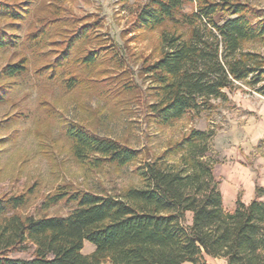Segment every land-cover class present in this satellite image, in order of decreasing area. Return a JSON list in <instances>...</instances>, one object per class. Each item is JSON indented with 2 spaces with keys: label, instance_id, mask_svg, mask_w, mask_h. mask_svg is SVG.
Returning a JSON list of instances; mask_svg holds the SVG:
<instances>
[{
  "label": "trees",
  "instance_id": "1",
  "mask_svg": "<svg viewBox=\"0 0 264 264\" xmlns=\"http://www.w3.org/2000/svg\"><path fill=\"white\" fill-rule=\"evenodd\" d=\"M19 1L0 0V20L14 30L35 5V0ZM186 4L193 6L187 13ZM44 7L23 40L17 34L0 33V52L16 47L15 40H22L36 58L44 46H62L55 62L35 71L37 75L50 71L48 79H53L75 47L87 48L106 39L96 34L102 27L98 22L68 21L57 2ZM165 23L187 31H162L158 57L145 60L141 67L152 85L154 102L147 110L157 126H171L188 112L209 110L211 100L227 101L226 91L240 85L264 97V58L245 47L264 39V12L237 0H149L136 13L132 31L151 32ZM75 24L77 29L69 35V25ZM100 57L98 49H89L78 61L87 69ZM25 59L4 66L0 79L23 75ZM62 82L67 90L79 84L74 77ZM6 95L0 87V104ZM65 135L80 163L96 167L138 163L135 172L141 185L116 196L58 189L43 207L62 200L75 204L66 216H21L15 211L27 204L24 195L1 199L0 264H202L203 256L222 258L226 264H264L263 194L256 192L247 204L237 199L232 210L224 208L214 161L207 154L212 132L190 130L160 157L145 162H138V150L93 135L75 123L66 126ZM174 159L177 164L168 163ZM84 243L94 247L90 255L82 254ZM28 248L32 249L29 258L8 256Z\"/></svg>",
  "mask_w": 264,
  "mask_h": 264
},
{
  "label": "rangeland",
  "instance_id": "2",
  "mask_svg": "<svg viewBox=\"0 0 264 264\" xmlns=\"http://www.w3.org/2000/svg\"><path fill=\"white\" fill-rule=\"evenodd\" d=\"M237 1L253 11L264 12V0ZM49 2H57L64 8L63 15L68 21L86 18L83 22H98L102 27L96 29V34L106 39L93 42L87 48L75 47L67 61L56 69L53 79H48L50 71L41 75L35 71L55 62L62 46H44L39 50L43 54L39 53L36 58L22 43L36 15L46 10L42 7ZM148 2L35 0L32 13L18 30L8 21L0 20V33L17 34L22 39L14 41L18 44L16 47L0 52V71L23 57L27 63L23 75L12 80L0 79V87L7 91L5 101L0 104V200L19 195L27 198V204L15 213L66 216L75 204L62 200L46 209L43 207L46 198L58 189L116 196L127 187L141 185L135 172L138 163L124 167L103 163L96 167L90 162H78L65 135L70 123L138 150V162L154 161L190 130L212 132L207 154L214 161L213 173L224 206H231L236 198L247 203L255 198L256 192H262L260 199L264 202V97L240 85L232 92L226 91L227 101L213 99L211 109L188 112L171 126L159 127L151 119L147 105L154 102L149 91L152 85L141 74L142 64L158 57L162 31L185 33L187 29L165 23L151 32H133L135 15ZM192 8L186 4L184 12ZM220 19L218 15L216 21ZM77 26L69 25V35ZM245 47L264 58V39ZM89 49H98L101 57L93 67L84 69L78 59ZM71 77L78 79L79 84L67 90L62 80ZM168 163L177 164L178 160ZM186 219L190 221V214ZM93 251L91 244L84 243L83 255ZM31 254L32 249L28 248L8 256L26 259ZM200 263L226 264L222 258L208 256H203Z\"/></svg>",
  "mask_w": 264,
  "mask_h": 264
},
{
  "label": "crops",
  "instance_id": "3",
  "mask_svg": "<svg viewBox=\"0 0 264 264\" xmlns=\"http://www.w3.org/2000/svg\"><path fill=\"white\" fill-rule=\"evenodd\" d=\"M221 194V193H220ZM221 197H222V195H221ZM256 197V196H255ZM237 199H239V198H236L235 200H234V202H233V204L231 205V206H228V207H225L224 206V208H226L227 210H232L233 208H234V204H235V202H236V200ZM240 200V199H239ZM253 200V199H252ZM251 200V201H252ZM261 200V199H260ZM222 201H223V198H222ZM241 201V200H240ZM262 201V200H261ZM242 202V201H241ZM250 202V201H249ZM249 202H247V203H249ZM242 203H244V202H242ZM247 203H245V204H247ZM223 205H224V202H223Z\"/></svg>",
  "mask_w": 264,
  "mask_h": 264
}]
</instances>
